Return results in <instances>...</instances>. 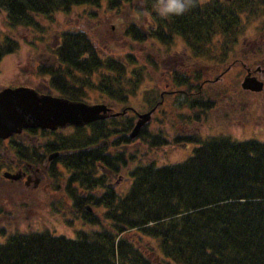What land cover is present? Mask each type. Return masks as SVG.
Here are the masks:
<instances>
[{
	"label": "trees",
	"instance_id": "trees-1",
	"mask_svg": "<svg viewBox=\"0 0 264 264\" xmlns=\"http://www.w3.org/2000/svg\"><path fill=\"white\" fill-rule=\"evenodd\" d=\"M130 1L0 0V15L8 31L32 29L74 6L118 9ZM151 1L146 4L148 9L155 5ZM248 1L252 0H235L233 8L240 3L246 7ZM224 5L205 0L183 15H170L165 20L168 33L179 35L200 54L210 30L227 26L231 31L236 26L235 10L225 12ZM126 33L138 42L147 37L135 25ZM148 36L162 37L160 29ZM16 46L8 35L0 39V59ZM69 46L78 52L82 45L72 38ZM64 47L65 41L60 39L55 48L60 64L66 62ZM129 62L116 61L118 78L124 76ZM69 63L75 69L85 67L72 57ZM59 70L52 73L53 85L64 94L61 96L78 100L81 89L73 86L74 92L66 91L68 82ZM101 84L102 90L113 88L106 81ZM115 91L121 94L117 98L126 97L123 88ZM132 121L126 115L94 122L95 138L112 136L114 151L109 147L93 154L85 151L81 145L90 138L79 134L71 141L58 139L59 146L48 143L47 152L71 151L59 157L65 172L51 166L48 175L56 179L53 189L59 190L60 177L67 173L62 190L69 213L80 225L72 237L46 230H0L4 235L0 264H264V141L212 135L198 140L185 159L158 164L135 158L126 150L133 142L128 137ZM136 138L148 148L167 143L165 135L146 127ZM41 160L38 156L37 161ZM95 163L108 174L99 173ZM109 176L116 181L112 186L107 185ZM64 217L73 225L69 216Z\"/></svg>",
	"mask_w": 264,
	"mask_h": 264
},
{
	"label": "rangeland",
	"instance_id": "rangeland-1",
	"mask_svg": "<svg viewBox=\"0 0 264 264\" xmlns=\"http://www.w3.org/2000/svg\"><path fill=\"white\" fill-rule=\"evenodd\" d=\"M234 1L233 5L235 4ZM147 3H149L148 0H132L131 3L129 2L118 9L104 6L97 9L88 8L87 5L74 6L68 12L54 15L50 20L40 21L36 28H17L12 31L5 28L4 19L0 15V39L8 35L17 45L14 52L0 59V89L5 86L16 85L38 86L40 89H45L46 81L45 83L40 82L42 76L47 78L44 75L47 70L42 68V66L44 67L43 64L48 63L51 59L50 55L55 53L52 48L57 45V40L61 39L65 27L73 26L75 28L74 24L80 22L79 30H83L91 37L98 34L101 39L109 38L110 45L108 44L107 47L117 57L127 60V54L132 55L134 62H129L127 66L129 73L117 77L115 81L111 78L108 79L112 82L113 86L111 87L114 91L117 87H121L126 97L117 98L121 94L116 93V91L109 93V89L105 91L101 89V93L103 96L115 95L104 98L106 99L104 102L112 106L114 112L125 107L132 108L133 112L128 110L127 116L131 117L134 123V113L147 111L149 106L152 105L153 101L151 100L157 99L155 98L159 92L157 88L160 90V87L157 86L159 84L158 74L156 70H151L153 67L149 68L148 75L145 78L144 73L147 68L144 62L145 53L153 52L152 49H157L156 47L165 49L169 45V41H173L174 37L177 36L175 34L171 36L166 30L167 34L162 35L161 38L147 36L144 41L138 42L126 33L130 30L131 24L141 30L149 27V24L153 21L152 17L148 16L147 20H142V15L146 14ZM151 3L156 4V0L151 1ZM153 15H156V13L153 12ZM240 19L242 21V31L238 35L237 46L240 48L241 40L245 38L248 42L246 47H250L252 40L257 38L259 21L253 19L246 11L240 14ZM100 20L105 21L107 28H99ZM110 25H113L114 29L109 30ZM176 38L179 42V49L186 46L182 37L177 36ZM220 38V34H215L212 37V42L215 43ZM99 49L103 50L104 45L100 44ZM204 53V50H202V53L193 55L197 65L205 66L207 64L210 56ZM261 56L264 57V50L261 52ZM244 62L253 66L255 57L252 55L251 50H249ZM74 77L76 76H71L72 80L76 81ZM235 78H238L239 81L242 78L238 66L234 67L229 73L228 79L225 81L227 85L225 88L231 91L234 90V92L237 91L238 87L233 82ZM146 79L148 83L145 81ZM94 81L95 83L100 82V76L95 77ZM104 81L102 80L101 83ZM47 85L51 88L50 94L64 95L60 90L51 86L50 81L47 82ZM67 87L69 90L66 91H75L74 87H70V85ZM84 89L85 92L82 90L79 91L80 93L78 92V97L81 100L91 103L100 101L101 98H85V95L97 96L98 94L94 93L91 87H85ZM242 93L240 94L241 98H230L227 103L225 98H218L212 110L206 109L205 103L194 102L193 98H172L166 104V112L171 106L174 109V114L166 113L162 116V114L155 112L152 114L150 124L146 128L149 132H159L160 130L163 133L162 135H165L167 143L162 147L148 148L146 143L134 138L133 142L125 148L129 153L134 154L135 158L152 159L161 164L174 163L185 159L191 155L198 140L212 135L226 134L237 140L255 139L264 141V91L255 96L252 92ZM153 96L154 98H151ZM175 106H177V109ZM62 131V136L70 133L67 130ZM73 133L76 136L78 134L77 132ZM56 170L65 172L61 165ZM66 174L64 173L60 177L61 184L62 180L66 179ZM45 179L44 176L36 189H33L30 185L24 187L22 181L19 184L4 185L3 190L0 191V230L3 233L12 230H46L67 237L74 235V230L80 223L74 219L73 213H69V201L63 193L62 186L59 190H54L56 179L51 177L46 184ZM61 211L64 213L60 214ZM64 216H69L73 220V225ZM3 236L0 233V241Z\"/></svg>",
	"mask_w": 264,
	"mask_h": 264
},
{
	"label": "flooded vegetation",
	"instance_id": "flooded-vegetation-1",
	"mask_svg": "<svg viewBox=\"0 0 264 264\" xmlns=\"http://www.w3.org/2000/svg\"><path fill=\"white\" fill-rule=\"evenodd\" d=\"M216 1L219 3H225L224 6L226 9L223 10L225 12H231V10H235L234 14L236 12L238 21H236V26L232 28L231 31H228L227 26L223 27L219 31H209V38L207 40L208 44L205 47H201V50H204L205 52L204 54L210 56L205 66L197 65L195 62L196 60L193 58V55L195 56L196 52L198 51L195 48L182 46L181 49H179V42L176 38L179 35L177 34H175L177 36H173V41L170 40L169 45L166 46L165 49L162 47H156L157 49H152L153 52L145 53L146 57L144 56V62L147 66L144 73L145 78L148 75L149 68L153 67L151 70H156L158 74L157 79L159 84L157 86L160 87V90L157 88L159 91L155 97L157 99L151 100L153 101L152 105L147 109V112L149 110H153L151 112L150 120L144 127L147 128L148 124H150L152 114L155 112L162 114V116L166 113L172 115L174 114V109H172L171 106L166 112V104L172 98H193L194 102L205 103V108L212 110L218 98H225V102L227 103L229 102L230 98H241L240 94L242 92L251 93V91L244 90L241 87V82L244 76L247 74L254 76L256 81H260L262 84L260 91L252 92L253 96L264 91V57L261 56V52L264 50V0L248 1L246 7L240 3L241 5L239 4L238 8L236 9L233 8V0ZM235 6H237V4ZM88 8L97 9L99 6H89ZM69 10H71V8L65 12H68ZM245 11L249 13L253 19L259 21L257 28L258 34H256L257 38L252 40L250 47H246L248 42L245 38H242L241 46L238 48V35L240 31H242V21L240 19V14L244 13ZM153 12H155L156 15H153ZM145 13L146 14L142 15V20H147L148 16H151L153 19V23L151 22L147 29L142 30L145 36H148L150 32H155L158 29H160L161 35L167 34L166 30H168L169 25L165 22V20L169 19L170 16L166 18L160 17L156 12L155 5L151 9L146 7ZM160 20L161 22H159ZM79 25L80 22H76L74 24L75 28H73V26L65 27L61 35V39L65 41L64 56L66 57V62L60 64L56 54H51L50 61L48 63H42L44 65L42 68L47 70L44 73L47 78L42 76L40 79V82L43 81L42 83H45L46 81L45 89H40L38 86L32 88L39 93H50L51 88L47 85V82L50 81V84H52L51 86L55 87L56 85H53L54 81H52V73L60 69L59 71L62 73L61 75L63 80L65 82H69L66 84L67 86H77L84 92L85 87H91L93 89L92 91L98 95H85V98H101L98 103L106 104L104 102L106 99L104 98H110L115 95L103 96L101 93L102 90L100 89L102 84H97L101 83L102 80H105L110 86H113L111 84L112 82H110L108 79L111 78L114 81L116 80V61L122 58L114 55L115 53L113 54V52L110 51V48L107 47L110 43L109 38L101 39L97 32H95L97 36L91 37L83 30H79ZM98 26L99 28H107V24L104 20H100ZM131 26L133 25L131 24ZM112 29H114V27L113 25H110L109 30ZM215 34H220L221 38L214 43L212 42V37ZM72 38L78 39L79 43L81 42L82 46H80V51L76 52L77 48L74 49L75 51H73L72 47L69 46ZM56 43L58 44V40ZM100 44L104 45L103 50L99 49ZM56 46L57 45H55L52 50H55ZM249 50H251L252 55L255 57L253 66L247 65L244 62ZM71 57L74 58V60H77L78 63L79 61L83 62L85 67L82 66L81 68L83 69H75V66L69 63ZM127 60L131 62L134 61L131 54H127ZM128 64L125 65L124 76L126 73H129V69H127ZM236 66L239 67V70L242 73V78L240 81L238 78L233 80V82H235L237 85L236 87H238L237 91L234 92V90L231 91L225 88L227 86L225 81L228 79L231 70ZM102 74L103 76H101ZM73 75L76 76L74 77L76 81L72 80L71 76ZM97 76H100V82L98 81L95 83L94 78ZM145 81L147 82V79ZM106 89L108 88H103V91ZM111 91H114V89H109V93ZM151 98H154V96ZM106 106L109 108V113L112 114L117 112L113 111L112 106L107 104ZM177 106H175L176 109ZM129 109L131 110V108ZM129 109L126 108V110ZM126 114L127 111L119 116H126ZM111 118H116V116H108L103 120H110ZM94 122L88 123L82 127H66L63 129H56L54 131L41 130L37 128H24L19 133L13 134L6 139H0V191L3 190L4 185L13 183L19 184L21 181L24 187H29L30 185L33 189H36L39 183L44 179V176L46 178V184L48 180L51 179L48 175L49 168L51 166H55L59 169V166L62 165L61 161H59V157L63 154H68L71 152L70 150L63 149L60 151L47 152L48 147L51 148L48 143L52 144L53 142L56 146H59L58 139L64 138L69 139V141L74 140L75 138L73 136V132H76L77 130L80 136L84 137L86 135L90 138L87 143L81 145L83 150L90 151L93 154L97 150L102 148L107 150V147H109L110 151H114L116 146H110V138L113 139L112 136L103 139L95 138L93 130ZM115 129L116 127H114V130ZM62 130H67L70 133L68 135L62 136ZM159 132L161 131L159 130ZM82 142L83 141L79 143ZM55 153L56 156L48 159L50 155ZM38 156L42 158L40 162L37 161ZM95 165L99 173H102L103 175L108 174V172L100 165H97L96 163ZM97 169H95L96 172ZM5 174L8 175L5 176ZM10 175H16L17 178L11 179L9 177ZM36 180L37 182L35 184L34 182ZM107 180V185L109 186H112L114 183H116V181H114V183L111 181L110 176L107 178ZM61 186L63 189L64 183L58 186V188H61Z\"/></svg>",
	"mask_w": 264,
	"mask_h": 264
},
{
	"label": "water",
	"instance_id": "water-1",
	"mask_svg": "<svg viewBox=\"0 0 264 264\" xmlns=\"http://www.w3.org/2000/svg\"><path fill=\"white\" fill-rule=\"evenodd\" d=\"M241 87L244 90L258 92L262 84L256 81L254 76L247 74L241 82ZM152 110L137 115L128 134L129 138L133 139L137 136L142 126L150 120ZM116 115L118 113H109V108L105 104H87L69 100L49 93H39L26 86L0 89V139H6L24 128L52 131L66 127H82L93 121ZM54 156L56 153L50 155L48 159ZM9 177L17 178L16 175ZM36 182L37 180L34 183Z\"/></svg>",
	"mask_w": 264,
	"mask_h": 264
},
{
	"label": "clouds",
	"instance_id": "clouds-1",
	"mask_svg": "<svg viewBox=\"0 0 264 264\" xmlns=\"http://www.w3.org/2000/svg\"><path fill=\"white\" fill-rule=\"evenodd\" d=\"M205 0H156L155 9L158 15L166 18L170 15L180 16Z\"/></svg>",
	"mask_w": 264,
	"mask_h": 264
}]
</instances>
